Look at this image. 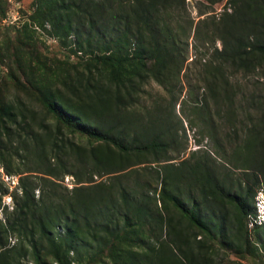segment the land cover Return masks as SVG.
I'll use <instances>...</instances> for the list:
<instances>
[{"label": "trees", "instance_id": "obj_1", "mask_svg": "<svg viewBox=\"0 0 264 264\" xmlns=\"http://www.w3.org/2000/svg\"><path fill=\"white\" fill-rule=\"evenodd\" d=\"M206 1H224L218 16L202 21L205 37L221 43L211 55L218 64L207 69L208 90L219 101L229 98L226 67H260L264 77V0ZM37 2L38 19L60 37L72 35L98 76L84 83L63 76L64 89L42 92V108L55 121L50 132L45 114L28 118L23 103L0 101V162L18 156L22 165L11 205L2 208L0 264H23L28 255L33 264H99L105 256L112 264H200L176 244L183 235L164 218L162 202L170 200L191 222L222 236L233 225L224 203L236 206L238 222L254 214L253 199L264 189V101L232 153L238 175L223 172L207 154L174 162L169 152L176 139L160 111L137 115L127 101L136 99V80L151 78L172 91L194 28L185 0ZM65 128L86 136L90 146L64 138ZM67 175L75 179L71 188L63 184ZM1 188L0 197L9 193ZM260 225L256 240L264 246V220ZM165 229L174 234L169 241Z\"/></svg>", "mask_w": 264, "mask_h": 264}, {"label": "rangeland", "instance_id": "obj_2", "mask_svg": "<svg viewBox=\"0 0 264 264\" xmlns=\"http://www.w3.org/2000/svg\"><path fill=\"white\" fill-rule=\"evenodd\" d=\"M223 3L209 5L206 0H185L187 12L194 20V28L188 39L187 59L173 82L172 91L151 78L147 82L136 80L133 92L136 99L131 103L127 101V104L128 111L137 115L160 111L164 126L166 129L170 126L171 135L176 139L169 152L172 161L186 159L192 152H197L198 157L207 154L215 159L223 172L236 176L239 170L233 166L232 153L237 149L236 144L241 142L244 129L260 117L264 101V77L260 67L255 71L226 67L227 83L224 86L229 98L217 101L211 96L207 69L215 68L218 64L211 55L215 48H221V43L205 37L202 21L218 16L223 11ZM40 14L37 0H0V101L1 105L18 106V102L23 103L20 107L28 118L30 112L36 118L46 115L40 102L41 94L58 87L64 89L61 87L63 76H69L73 81L77 78L82 83L87 76L91 80L98 76L93 64L87 61L88 55L76 49L74 37L57 35L49 22L38 19ZM195 25L199 26L198 33L195 32ZM46 120L47 132L54 130V119L46 115ZM33 127L41 134L46 132L39 123ZM62 132L64 138H71L83 147L91 144L86 136L78 132L72 133L66 128ZM216 143L222 145L226 156H230L229 160L217 155ZM21 167L18 156L0 162L1 190L8 189L9 192L0 197V218L4 217L3 206L11 205L9 194L17 185L16 172ZM94 179L100 181L105 177L94 176ZM74 180L67 175L63 184L71 188ZM253 202L254 214L240 222L235 218L236 206L224 203L229 213L228 220L233 225L223 236L205 231L191 222L188 214L168 199H164V207L162 202V211L164 218L183 235L182 241L176 244L189 256L192 252L200 264H264V246L256 240L259 226L264 220L263 188L258 190ZM167 231L164 230L163 238L166 236L169 241L174 234L166 235ZM8 242V246L13 245L15 238H9ZM150 242L158 246L153 239ZM176 244L171 245L175 247ZM175 249L180 255L179 249ZM136 250L145 251L144 248ZM22 261L23 264H33L29 255L23 257ZM102 261L104 263L99 264H112L107 256L102 257Z\"/></svg>", "mask_w": 264, "mask_h": 264}]
</instances>
